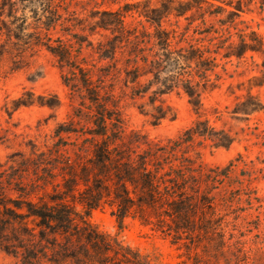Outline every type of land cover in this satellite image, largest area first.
Returning <instances> with one entry per match:
<instances>
[{"label": "trees", "instance_id": "1", "mask_svg": "<svg viewBox=\"0 0 264 264\" xmlns=\"http://www.w3.org/2000/svg\"><path fill=\"white\" fill-rule=\"evenodd\" d=\"M70 5L69 0H0V77L7 72V60L13 64L12 71L20 69L38 49L46 50L63 68L64 84L78 94L81 102L74 108L72 120L58 127V133L75 135L74 145L79 144L81 151L88 150L93 158L81 168H75L74 162H61L60 167L70 175L63 184L73 191L72 201L85 213L58 196H38L35 200L32 197L38 194L29 189L23 191L28 195L25 200H15L11 206L4 203L7 215L22 221L30 246L38 248L40 257L47 250H61L71 264H145L132 248L100 233L89 222L90 212L104 203L113 207L121 227L126 217L133 215L158 230L164 214L167 234L175 241L187 239L196 247L202 245L204 251L214 246L215 254L224 256L232 245L227 211L239 194L233 192L219 199L222 193L217 185L228 176V167L211 168L195 162L182 148L197 139L210 141L215 147L233 144L235 136L230 131L218 129L205 117L202 96L215 87L212 75L220 66V56L241 59L247 52L262 54L261 75L253 80L256 85H264V39L253 29H241L237 42L229 38L214 42L217 36L212 33L222 31L218 28L206 31L202 39L209 44H205L188 39L186 30L178 33L162 24L163 18L173 15L185 16L190 24L200 19L206 25L207 15L225 13L221 26L237 25L242 7L233 2L218 5L208 0H167L162 7L137 10L151 23L153 32L146 28L140 32L127 22V15L136 9L132 4L116 10L98 6L78 10ZM85 51L96 58L85 60ZM116 80L131 89L132 98L149 94L156 112L145 114L151 116L153 124L176 118L172 108L161 101L164 94L174 90L184 91L197 118L177 140L155 150L139 139L133 146H126ZM246 97L247 103L237 104L234 113L248 115L264 107L251 92ZM35 101L23 97L18 106ZM83 121L86 125L81 124ZM166 154L167 162H162ZM56 163L55 168L60 162ZM1 182L2 197L5 187ZM80 185L84 188L76 198L74 191ZM36 257V262L41 260ZM48 261L61 263L55 258Z\"/></svg>", "mask_w": 264, "mask_h": 264}, {"label": "rangeland", "instance_id": "2", "mask_svg": "<svg viewBox=\"0 0 264 264\" xmlns=\"http://www.w3.org/2000/svg\"><path fill=\"white\" fill-rule=\"evenodd\" d=\"M69 1L70 7L78 10H90L94 6L116 10L125 4H132L136 9L127 15V22L131 27L137 26L140 32L145 28L153 32L154 28L146 18L139 16L137 10L167 4V0ZM208 1L218 5L228 2H233L234 6L240 4V23L221 26L220 20L226 18L225 13L207 15L206 25L200 19L190 24L185 16L176 18L172 15L163 18V26L176 29L178 33L186 30L188 39L194 41L203 40L206 31L218 28L222 31L212 33L217 36L214 42L228 38L237 42L241 29H253L264 39V0ZM195 15L198 18V14ZM203 42L209 44L205 39ZM84 56L89 61L96 58L89 51H85ZM262 61L263 55L255 52H247L241 59L220 56V66L212 75L215 87L203 93L205 117L218 129L230 131L235 136L233 144L228 148L215 147L210 141L197 139L182 148L195 162H202L211 168L229 169L228 176L217 186L222 193L220 197L218 195L219 199L232 196L233 192L239 194V199L236 198L227 211L232 245L224 256L230 258L231 263L224 256L215 254L214 246L204 251L202 245L196 247L187 239L175 241L167 234V215L164 214L160 217L158 230L153 229L155 225H144L133 215L126 217L121 227L113 215V207L104 203L90 212L88 219L92 226L132 248L145 264H264V107L248 115L233 112L237 104L247 103L248 92L257 96L264 105V85H256L253 80L261 75ZM12 66L11 60H7L4 63L7 72L0 77V181L5 187V194L0 196V264H52L48 260L53 258L60 259V264H71L67 253H61V250L56 253L47 250L40 257L38 248L30 246L22 221L10 218L4 203L11 206L15 200H25L28 195L23 191L35 189L38 194L32 197L35 200L38 196H46L47 199L58 196L65 198L70 207L75 206L77 211L85 213L79 203L72 201L74 197L70 195L73 191L63 184L64 180L70 179V175L68 170H61V162H74L75 168H81L92 162V154L88 150H79V144L74 145L77 144L73 143L77 138L75 135L58 133L61 124L72 120L73 110L80 104L81 98L71 93L64 84L63 68L44 49L28 56L20 69L12 71ZM115 83L116 98L125 123L122 135L126 146H133L139 139L155 150L177 140L197 118L184 91L174 90L164 94L161 101L164 106L172 108L176 118H165L153 124L151 116L145 114L156 112L149 101V94L132 98L131 89L124 82L116 80ZM23 97L36 101L31 105L18 106L19 99ZM40 100L59 103L42 105ZM160 102L157 101V104ZM239 107L244 106L240 104ZM56 162L60 163L55 168ZM162 162H167V154ZM79 188L74 191L76 198L84 186ZM58 242L61 243V237ZM36 255L41 260L36 262Z\"/></svg>", "mask_w": 264, "mask_h": 264}]
</instances>
